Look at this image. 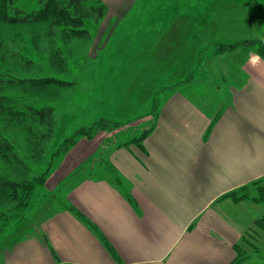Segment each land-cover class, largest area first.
I'll return each mask as SVG.
<instances>
[{
    "label": "crops",
    "instance_id": "1",
    "mask_svg": "<svg viewBox=\"0 0 264 264\" xmlns=\"http://www.w3.org/2000/svg\"><path fill=\"white\" fill-rule=\"evenodd\" d=\"M101 2L106 15L91 51L100 52L114 38V57L130 53L114 60V69L128 71L114 86V119L154 117L151 129L140 143L114 141L107 168L92 158L99 141L78 142L68 155L81 145L92 155L76 163L69 158L48 176L46 189L59 196H46L30 212L22 232L0 249V263L231 264L264 214L257 204L226 198L264 181V60L241 62L238 50L198 67L208 41L244 38L239 14L216 13L209 22L197 10L157 17L147 0ZM140 23L142 30L136 29ZM99 37L106 39L101 48ZM135 48H142L137 58ZM195 68L200 72L186 80ZM145 69L156 72L155 85L164 88L157 96L144 89L139 99L157 97L153 116L128 102L145 85L133 71ZM75 213L97 229L112 253Z\"/></svg>",
    "mask_w": 264,
    "mask_h": 264
},
{
    "label": "rangeland",
    "instance_id": "2",
    "mask_svg": "<svg viewBox=\"0 0 264 264\" xmlns=\"http://www.w3.org/2000/svg\"><path fill=\"white\" fill-rule=\"evenodd\" d=\"M147 1L148 6H151L149 13L157 17L164 12H175L180 10L183 13H191L197 10L200 15L204 13L202 17H206L205 19H208L210 22L217 17L215 16L216 13H218L216 15H227L230 11L231 15H229V17H234L237 16L236 14H239V19L242 20V22L240 21L241 25L244 26L245 24L247 28V30L245 29L246 34H244V38L237 41H208L200 50L198 67L206 65L207 62L213 60V57L217 58L220 54L238 50H240L241 53L238 52L237 55H239V58L237 59L242 62L243 58L248 59L252 56H259V48L264 47V0H237V2L232 0ZM20 2L22 4H27L29 1L20 0ZM31 6L35 7L36 3L31 2ZM237 10L238 12L235 13ZM104 16L98 19L97 22L95 21L94 24L90 19H88L89 22L88 20L85 22V28L87 29L86 37H71L67 40V46H65L64 49L66 56V76L63 77V79L70 82L71 86L65 87L64 89H59L55 86H49L47 88V93L51 96L52 106L57 116V121L54 126V135L49 141L47 149L44 150L45 154H43L41 150H38V154H41L38 156V161L36 163L33 161V164L29 163L32 172L26 174L22 172L20 173V178H17V180L21 182L28 180L31 185L30 192L23 198L16 199L11 204L8 202L9 199L2 200L3 198H0V249L4 244L16 239L19 232H22L21 230L24 224L30 220V212L35 209L46 196L54 197L56 194L59 196V192L55 191V195L53 196L46 189L45 183L48 176L56 173L60 168L62 170L64 163H66V160L69 158L72 161L75 160L74 163H76L84 157L92 155L93 151L87 152L88 147L84 145H81L83 147L81 150L77 149L71 155H68V152L78 142L88 140L83 134H86L93 122L105 119L122 125L117 128L110 126L106 131H89L91 138L88 141L94 140L100 143L95 155H92V158L96 160V162L100 161L105 168L108 167L105 162L106 155L109 149L114 145V141L125 142L131 139L137 140L142 136L143 132L147 131L152 126L154 117L146 120L140 117L125 123L118 122L114 119V111L111 109L114 86L116 82L128 72L127 70L117 71L114 69V60L117 61L118 58L124 59L127 56L130 57V53H119L120 55L114 57V38H112L107 46H105L103 50H100V52L96 53L95 51H91V46L94 44L95 31L100 27ZM222 23H220V25ZM141 26V23L138 24L136 29L142 30ZM33 30H35L36 33L39 31V27L33 28ZM30 32H32V30H30ZM1 38L2 37H0V39ZM8 38H10V36L3 37V39ZM98 41L97 45L101 48V45H103L106 39L99 37ZM39 43L40 41H38L39 49L38 45L37 49L33 48L29 40L24 42L19 48L26 59H30L36 67L46 71L48 69V60L45 52H43L44 48ZM123 48L126 49V46ZM128 48L131 49L130 46ZM142 48L140 50H142ZM12 49L15 50L17 48L13 46ZM135 50L134 57L137 58V54L140 50L138 51L137 48H135ZM6 60L10 64L15 63V65H13L14 68H20V65L16 64L13 59L8 60L6 58ZM18 63L21 64V62ZM198 71L200 72V70H196L195 68L192 73L186 76V80L194 77ZM133 72L139 75L142 74L143 79L141 80L146 86H137L136 89L138 91L141 89V93L136 91L129 97L130 101L128 102L135 106L138 112L141 113L144 111L146 114L149 113L153 116L154 112L157 110L156 96L160 92H163L164 89L159 86V84L155 85L157 81L158 83L160 81L159 76L151 69ZM36 75L38 76L40 74H38V72L32 73V76ZM144 89L146 91H156L154 94L156 96H151L148 98V101H140L139 99L144 98ZM122 98L127 99L126 94H124ZM70 140H73L74 144ZM91 147L93 146L89 148ZM36 151L37 149H34L32 152L36 154ZM81 169L83 170V168H80L74 173H78ZM45 173H48V175L45 176ZM32 181H35V183ZM261 183L264 184V181ZM57 190L61 191L62 187L60 186ZM1 194H5L7 197L8 193L0 191V195ZM237 194L241 195L243 193L240 194V192H238ZM245 195L246 198L239 201L246 200L245 202L249 201V203L257 204L263 209L264 213L263 202L252 201L253 198L259 196V192L255 186L249 187ZM2 201H6V204H3ZM241 216L242 214L240 215V221H242ZM263 216L264 214L262 217ZM240 221L239 223H241ZM244 239L247 243H240L244 251H242L241 257L239 258V264H264V232L259 228H252L250 231H247Z\"/></svg>",
    "mask_w": 264,
    "mask_h": 264
},
{
    "label": "trees",
    "instance_id": "3",
    "mask_svg": "<svg viewBox=\"0 0 264 264\" xmlns=\"http://www.w3.org/2000/svg\"><path fill=\"white\" fill-rule=\"evenodd\" d=\"M28 1L27 4H22L20 0H0V191L8 193L7 197L1 194L0 198L9 199L10 204L30 192L31 185L28 180L21 182L17 178H20L22 172H32L29 163L38 161V156L41 155L38 150L45 154L44 150L54 135L57 116L47 88L55 86L64 89L71 86L70 82L63 79L66 76L64 49L67 40L71 37H86L85 22L90 19L94 24L106 14V7L101 0ZM31 2H35L36 6L32 7ZM36 27H39V31L35 33L33 28ZM6 36L10 38L3 39ZM27 40L35 49L40 41L39 44L44 48L43 52L48 60L46 71L36 67L20 52L19 47ZM13 46L17 49L13 50ZM259 50V57L264 60V47ZM6 58L13 59L20 68H14L15 63L10 64ZM33 72L40 75L32 76ZM110 126L117 128L122 125L100 119L93 122L83 135L89 140V131H106ZM150 129L133 142L140 143ZM70 141L73 143V140ZM34 149H37L36 154L32 152ZM47 175L48 173H45V176ZM261 182H255L250 187L255 186L259 192V196L252 201L264 204V184ZM248 188L249 186L238 189L226 198L233 202L245 199ZM238 192L243 194L239 195ZM2 203L6 204V201ZM75 215L112 253L97 229L77 213ZM255 225L264 232V216L256 220ZM244 238L241 243H247ZM242 251L244 249L239 244L236 247V259L231 264H239Z\"/></svg>",
    "mask_w": 264,
    "mask_h": 264
}]
</instances>
